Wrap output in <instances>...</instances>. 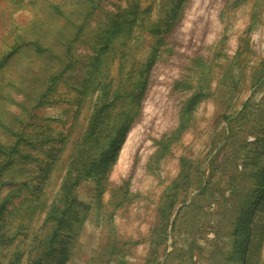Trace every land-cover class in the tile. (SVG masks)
Segmentation results:
<instances>
[{
  "label": "rangeland",
  "instance_id": "1",
  "mask_svg": "<svg viewBox=\"0 0 264 264\" xmlns=\"http://www.w3.org/2000/svg\"><path fill=\"white\" fill-rule=\"evenodd\" d=\"M100 99L65 264H264V0H0V141L22 151L0 264L47 231Z\"/></svg>",
  "mask_w": 264,
  "mask_h": 264
},
{
  "label": "trees",
  "instance_id": "2",
  "mask_svg": "<svg viewBox=\"0 0 264 264\" xmlns=\"http://www.w3.org/2000/svg\"><path fill=\"white\" fill-rule=\"evenodd\" d=\"M54 81V79H52ZM119 96V95H118ZM108 105L103 99L95 105L88 130L85 135L84 150L80 155H74L66 173L62 179L60 191L56 199L52 202L47 213H45L44 227L47 229L40 237L28 246L26 264H65L71 258V245L76 238V231L81 227L85 215L80 216L79 207L76 199V190L83 180L86 165L83 160L90 155L93 148L99 147L102 134L99 135L100 126L103 119V112ZM122 130L118 131L120 134ZM21 140V139H20ZM20 140H16L11 145H5L0 141V188L3 187V178L14 168L17 159L21 156ZM90 142V144H89ZM117 147V143H112L102 156H110L112 149ZM185 163V162H184ZM189 168V167H188ZM188 170L183 164L182 176H188ZM261 176H264L261 174ZM262 178V177H261ZM263 180V178H262ZM264 181V180H263ZM264 184L263 182L261 183ZM1 194V193H0ZM6 204V198L0 197V215ZM172 207V205H171ZM170 219L167 213L163 219ZM4 237V234L0 235ZM244 236V235H242ZM1 239H4L2 238ZM242 249V244L238 251ZM243 253V252H241ZM244 255V253H243Z\"/></svg>",
  "mask_w": 264,
  "mask_h": 264
}]
</instances>
